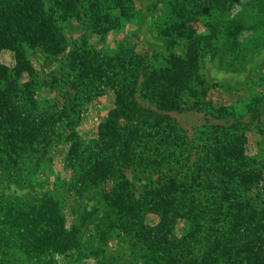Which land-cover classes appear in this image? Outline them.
I'll list each match as a JSON object with an SVG mask.
<instances>
[{
	"label": "trees",
	"instance_id": "16d2710c",
	"mask_svg": "<svg viewBox=\"0 0 264 264\" xmlns=\"http://www.w3.org/2000/svg\"><path fill=\"white\" fill-rule=\"evenodd\" d=\"M165 3L157 29L186 44L156 65L128 43L103 46L137 20L138 0H0V174L23 179L32 171L27 166L52 160L54 141L68 143L65 162L76 169L65 186L79 195L97 189L107 206L94 237L96 264H112L104 247L115 233L129 235L153 264H264V205L251 202L253 188L264 191V164L247 158L239 116L207 98L210 86L200 73L216 38L233 50L241 34L264 26V0ZM59 18L79 21L84 32L50 81L39 83L27 49L61 53L68 41ZM6 51L11 65L1 60ZM42 83L65 88L57 107L39 106ZM107 92L113 106L87 142L77 129L81 113ZM191 110L232 122L205 124L196 142L169 115ZM137 170L151 177L137 185L128 175ZM180 219L190 222L181 236ZM80 244L79 227L68 223L53 194L39 203L0 196V264H88Z\"/></svg>",
	"mask_w": 264,
	"mask_h": 264
},
{
	"label": "rangeland",
	"instance_id": "374dc122",
	"mask_svg": "<svg viewBox=\"0 0 264 264\" xmlns=\"http://www.w3.org/2000/svg\"><path fill=\"white\" fill-rule=\"evenodd\" d=\"M166 0H138L139 16L133 25L119 29L118 33L109 34L103 42L106 49L113 50L119 44H130L141 56L150 58L152 64L165 61L170 53L182 54L185 49V40L176 39L168 41L159 30L157 24L162 20ZM59 24L68 41L65 49L57 56L49 55L42 48L27 49V57L37 70L39 83L44 78L51 76L49 72L54 70L57 61L68 53L84 32L82 24L75 19L59 18ZM197 30L203 31L200 22H193ZM242 45L240 48L228 49L223 37L213 41V49L202 56L200 73L209 83L210 89L207 98L214 105L223 104L229 106L234 114L239 116L238 128H244L246 133L245 154L248 159L264 164V26L250 30L240 35ZM99 46V45H98ZM104 49V50H105ZM1 60L8 65L13 63L10 52H3ZM38 83V85H39ZM215 84L214 86H211ZM38 92L39 106L55 105L62 102L65 96V88L49 89L42 83L36 90ZM141 104L145 100L139 98ZM113 106L111 92H107L95 98L89 105L83 108L78 131L85 141H89L96 133L99 121L106 117L107 110ZM255 110L261 111L255 114ZM259 111V112H260ZM177 125L182 128L188 137L194 136L196 142L203 138V127L209 123L229 125L232 120L217 119L210 114L201 111L169 112ZM58 144V145H56ZM68 143L54 141L51 147L52 160L44 167H29L30 173H24V178L16 180L10 176L0 174V196L8 198H20L22 200L39 203L46 193L53 194L61 202L63 213L69 224L79 227L81 261L88 264H96L94 251L98 245L95 236L99 230L107 211L100 191L91 189L79 195L76 188L68 190L65 186L71 180L70 172L75 167L66 164V149ZM200 149V148H199ZM201 151V150H200ZM194 156V155H193ZM43 168V169H42ZM35 171H34V170ZM42 169V170H41ZM41 170V171H40ZM37 171V172H36ZM130 179L137 185L145 183L151 177L140 170L128 171ZM254 195L251 202L255 206L264 205V191L253 188ZM91 213H88L90 212ZM190 222L180 219L176 227L179 236L187 233ZM134 240L126 234H114L107 246L104 247V260L112 264H153L149 256L133 246ZM80 259V258H79ZM17 264H41L38 259H23Z\"/></svg>",
	"mask_w": 264,
	"mask_h": 264
}]
</instances>
